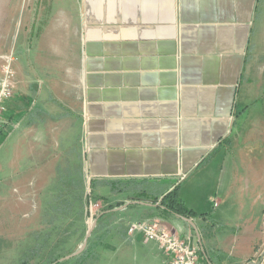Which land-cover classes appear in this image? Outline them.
Masks as SVG:
<instances>
[{"label":"crops","instance_id":"1","mask_svg":"<svg viewBox=\"0 0 264 264\" xmlns=\"http://www.w3.org/2000/svg\"><path fill=\"white\" fill-rule=\"evenodd\" d=\"M55 1L57 13L37 34L20 11L11 24L14 40L25 46L19 48L15 89L1 127L9 185L26 184L22 174L29 154L52 134L42 133L48 119L39 118L57 105V119L79 125L82 163L93 191L103 198L106 188L111 194L139 193V200L129 196L113 210L136 204L141 219L172 227L161 218L168 212L158 203L177 186L192 213L191 221L183 219L186 234L192 233L202 261L254 260L264 246V220L254 221L247 208L230 221L218 208L232 199L241 206L254 203L249 192L257 181L244 179L243 189L226 143L243 103L258 0ZM109 181L131 187L115 192ZM128 220L123 240L112 243L115 250L133 240ZM157 246L162 253L156 258L145 249L141 264H169Z\"/></svg>","mask_w":264,"mask_h":264},{"label":"rangeland","instance_id":"2","mask_svg":"<svg viewBox=\"0 0 264 264\" xmlns=\"http://www.w3.org/2000/svg\"><path fill=\"white\" fill-rule=\"evenodd\" d=\"M50 5L53 10H50ZM56 7L55 0H0V56L11 54L15 58L14 69L21 56L20 45L25 46V43L15 41L13 36L11 24L17 19L18 11L22 15L20 18L28 22L27 28L31 27L37 34L46 24V19L57 13ZM243 84V103L238 106L235 132L226 145H231L228 153H231V161L238 164L243 189L247 188V180L244 179L257 181L253 191L249 192L254 203L247 201L241 206L239 201L232 199L220 205L218 210L223 209L231 221L241 210L250 208L253 220L261 224L264 220V202H261L264 198V0H258ZM40 91L38 98L42 97L44 86ZM39 99L38 102L44 104V99ZM50 110L39 119H48L42 133L52 131V134L36 146V153L29 154L23 168L26 174H22L26 176V184L19 187L9 185V180L4 178L10 172L2 156L5 148L0 150V264H50L55 259L58 264H97L98 260L99 264H116V261L141 264L143 252L148 248L157 258L162 253L158 251L157 243L146 240L139 233H134L132 241H124V249L113 248L112 243L124 238L123 222L127 218L137 221L142 217L136 204L113 209L131 199L129 196L139 200V193L111 194L108 188L104 191L105 198L95 193L84 172L78 123L71 118L66 122L57 119L61 112L57 105ZM39 150L47 153L39 154ZM88 198L99 205L92 216L88 210ZM111 207L113 209L108 211ZM95 218L97 223L86 240V245L94 246L88 253L89 258L78 262L76 256L80 252L58 261L80 248ZM161 218L184 237L186 222L183 218L169 212L162 214ZM110 247L113 249L109 250ZM96 249L102 255L96 253ZM254 262L264 264V246L257 251Z\"/></svg>","mask_w":264,"mask_h":264},{"label":"built area","instance_id":"3","mask_svg":"<svg viewBox=\"0 0 264 264\" xmlns=\"http://www.w3.org/2000/svg\"><path fill=\"white\" fill-rule=\"evenodd\" d=\"M0 65V126L6 124L5 113L7 102L12 98L15 89V58L11 55H2ZM98 203L88 198L90 215L97 210ZM189 221L191 219L186 217ZM128 235L139 233L146 240L158 243L163 253L167 256L169 264H210L202 261L198 254V246L191 232L181 237L172 227L164 224L159 219L128 220L126 223ZM254 261V260H253Z\"/></svg>","mask_w":264,"mask_h":264},{"label":"trees","instance_id":"4","mask_svg":"<svg viewBox=\"0 0 264 264\" xmlns=\"http://www.w3.org/2000/svg\"><path fill=\"white\" fill-rule=\"evenodd\" d=\"M1 127H3V125L0 126V136L1 134ZM90 185L92 186V182H89ZM110 189L112 191L115 192H121V191H126L128 190V188H130V184L129 183H117L115 181H109L106 183ZM158 206L161 207L164 211L172 213L174 215H178L180 217H187L189 216L191 213V211L189 209H187L184 205V203L182 202V200L178 197V187L175 186L171 191H169L168 193H166L161 200L158 203ZM111 209H113V207L109 208L108 211H111ZM92 249H94V246H90V245H86V248L78 255L77 257V261L79 262V260H83V258H85L84 260H86V258H89V251ZM83 260V261H84ZM55 260H52L50 262V264L55 263ZM55 264H58L57 262Z\"/></svg>","mask_w":264,"mask_h":264},{"label":"water","instance_id":"5","mask_svg":"<svg viewBox=\"0 0 264 264\" xmlns=\"http://www.w3.org/2000/svg\"><path fill=\"white\" fill-rule=\"evenodd\" d=\"M183 219L188 220L187 218H184V217H183ZM96 223H97V218L94 219V222L92 223V225H91V226L89 227V229L87 230V233H86V236H85V238H84L83 244L80 246V248H79L76 252H74V253H72V254H69V255H67V256H65V257H63V258L58 259V261H63V260L69 259V258H71V257H73V256H75V255H77V254H79L80 252H82L83 249L85 248L86 240H87L88 236L90 235V233H91L93 227L96 225ZM248 264H257V263L254 262V261H249Z\"/></svg>","mask_w":264,"mask_h":264},{"label":"flooded vegetation","instance_id":"6","mask_svg":"<svg viewBox=\"0 0 264 264\" xmlns=\"http://www.w3.org/2000/svg\"><path fill=\"white\" fill-rule=\"evenodd\" d=\"M101 219V218H100Z\"/></svg>","mask_w":264,"mask_h":264}]
</instances>
